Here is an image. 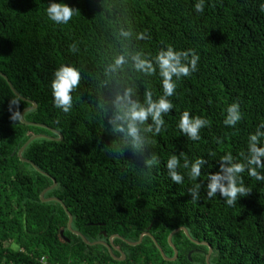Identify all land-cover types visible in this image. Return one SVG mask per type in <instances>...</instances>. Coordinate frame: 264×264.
Here are the masks:
<instances>
[{"label": "trees", "instance_id": "obj_1", "mask_svg": "<svg viewBox=\"0 0 264 264\" xmlns=\"http://www.w3.org/2000/svg\"><path fill=\"white\" fill-rule=\"evenodd\" d=\"M52 2L0 0V72L8 78L0 74V264H208V254L210 264H264V182L243 173L252 191L233 207L206 193L217 161L229 151L237 158L246 152L249 134L264 121V0H204L203 13L195 11L198 0H55L76 8L66 25L49 20ZM137 31L151 39L136 41ZM72 43L77 53L69 51ZM168 45L194 49L198 70L177 82L173 111L149 149L159 164L143 169L142 158L130 150L121 156L108 147L117 141L107 123L109 102L136 75L128 65L118 74L105 69L122 52L155 55ZM62 64L82 74L68 113L54 106L51 89ZM141 83L154 98L162 94L158 74L136 80L137 87ZM14 97L22 98L21 113L31 101L37 104L24 114L27 123L10 119ZM237 100L243 119L226 127V108ZM185 110L211 121L199 141L177 127ZM35 136L22 153L29 161L21 160L19 150ZM172 154L181 164L184 156L204 157L208 164L195 181L178 169L184 182L175 184L166 169ZM54 180L44 197L60 198L73 216L72 228L89 241L108 243L113 235L120 248L113 249L115 256L105 244H88L70 230L61 202L42 200ZM196 183L201 190L194 202L188 188ZM181 227L188 234L179 229L170 243ZM174 247L178 255L169 259Z\"/></svg>", "mask_w": 264, "mask_h": 264}, {"label": "clouds", "instance_id": "obj_2", "mask_svg": "<svg viewBox=\"0 0 264 264\" xmlns=\"http://www.w3.org/2000/svg\"><path fill=\"white\" fill-rule=\"evenodd\" d=\"M195 11L203 13L204 0H198L194 5ZM260 10L264 12V4ZM50 21L57 25L68 24L76 13V8L64 2L53 0L46 9ZM124 37L131 35L128 31H123ZM151 39L147 31H137L135 40L138 42ZM76 43L69 45V51L78 52ZM200 56L194 49L177 50L168 45L161 48L155 55H148L142 49H137L134 53L127 51L113 58L112 63L105 69L107 73H122L128 65L131 72L136 75V79L126 81L122 90H118L109 102L110 115L107 123L111 125V132L117 137L116 144L109 147L110 151L124 156L126 151H131L132 155L142 158L143 169H152L158 166L159 157L152 149V137L158 136L165 130L164 117L173 111L174 104L170 97L175 96L177 82L184 77H190L198 70ZM159 75L162 94L154 98L153 91L145 84L136 86V80L143 81ZM175 78V79H174ZM82 74L75 65L62 64L54 72L51 83L54 106L62 109L64 113L70 112L73 107L72 93L80 86ZM142 90V91H141ZM22 98L14 97L9 102L10 119L17 122L23 121V113L19 110ZM212 103L211 98L208 101ZM243 119L240 102L234 101L226 108V115L223 124L226 127L235 128ZM180 132L189 140L199 141L201 139V129L211 127V121L201 117L193 116L185 110L181 113L178 124ZM264 121L257 125L255 132L248 136L247 151L238 153V158L234 157L231 151L224 154L217 163L219 170L209 173L207 176L206 193L207 198L212 199L219 195L226 205L233 207L241 197L248 196L252 189L245 186L242 174L247 175L258 182H264ZM215 143H223L221 137H214ZM209 156H214L215 152H209ZM183 156V153L180 154ZM180 156L172 154L166 161L167 174L175 184L184 182V175L178 169L187 170L189 179L195 181L202 175V167L208 164L204 157H198L194 161L188 157H183L181 164ZM201 184H193L188 188V193L192 201L200 198Z\"/></svg>", "mask_w": 264, "mask_h": 264}, {"label": "water", "instance_id": "obj_3", "mask_svg": "<svg viewBox=\"0 0 264 264\" xmlns=\"http://www.w3.org/2000/svg\"><path fill=\"white\" fill-rule=\"evenodd\" d=\"M0 74H1L5 79L8 80V78H7L4 74H2L1 72H0ZM9 85H10V87L12 88V90L15 92L14 88L12 87V84L9 83ZM15 93L17 94V92H15ZM31 103H32V107L27 108V109H25V110L23 111V121H22V122H25V120H24V114H25L26 112H28V111H30V110H33V109H35V108L37 107V104H36L35 102H32V101H31ZM25 123H27V122H25ZM59 136H60V139H62V135L59 134ZM38 137H40V136H35V137H33L32 139H30L26 144H24V145L21 147V149L19 150V153H18L19 156H20V158H21V160L29 161L28 159H26L25 157L22 156V153H23L24 149L27 147V145L30 144V142H31L32 140H34L35 138H38ZM41 137H45V136L42 135ZM55 185H56V181L54 180L53 185L47 187L45 190L42 191V193H41L42 200H47V201H49V200H57V201L61 202V203L63 204L65 210L68 212V216H69V220H68V228H69L70 230H72L73 232H75L76 234L81 235V236L83 237V239L85 240V242L88 243V244H96V243H103V244H105V245L109 248V250H110V252L112 253V255H114V254H113V251H112V247H111V245L113 244V237L110 239V242H109V243H106V242H104V241H95V242H91V241H89L85 236L82 235L81 232L76 231V230H74V229L72 228L73 216H72V214L68 211L66 205L62 202V200H61L60 198H58V197H47V198H45V197H44L45 193H46L48 190L52 189ZM179 229H184V230L186 231V233L188 234V231H187V229H186L185 227L177 228V229H175V230L170 234V236H169V241H170V243H171V239H172L173 234H174L176 231H178ZM146 234H149V232L146 231V232H143V233L141 234L140 239H139V242L143 239L144 235H146ZM129 242H130L131 244H136V243H137V242H132V241H129ZM196 242H199V241H196ZM205 243H207V242H205ZM207 244H209V243H207ZM173 246H174V245H173ZM113 247H116V246H113ZM209 247H210V249H209V253H211V251H212V247H211L210 244H209ZM160 250H161L162 254L165 256L164 250H163L161 247H160ZM174 250H175L174 257H172V258L166 257V258H169V259H175V258L177 257V255H178V250H177L175 247H174ZM189 255H190V254H189ZM114 256H115V255H114ZM124 258H125V254L122 252V256L120 257V259H124ZM209 258H210V255L208 254V255H207V261H208V264H210V263H209Z\"/></svg>", "mask_w": 264, "mask_h": 264}, {"label": "flooded vegetation", "instance_id": "obj_4", "mask_svg": "<svg viewBox=\"0 0 264 264\" xmlns=\"http://www.w3.org/2000/svg\"><path fill=\"white\" fill-rule=\"evenodd\" d=\"M113 237V244L111 245V247H112V251H113V249H117V250H119L120 248L117 246V244L115 243V241H114V236L112 235L110 238H109V242H110V239ZM108 242V243H109ZM107 243V242H106ZM113 246H116V247H113Z\"/></svg>", "mask_w": 264, "mask_h": 264}, {"label": "built area", "instance_id": "obj_5", "mask_svg": "<svg viewBox=\"0 0 264 264\" xmlns=\"http://www.w3.org/2000/svg\"><path fill=\"white\" fill-rule=\"evenodd\" d=\"M44 259V258H43Z\"/></svg>", "mask_w": 264, "mask_h": 264}]
</instances>
